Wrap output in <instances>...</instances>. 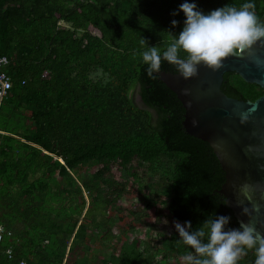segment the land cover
Instances as JSON below:
<instances>
[{
    "label": "trees",
    "instance_id": "1",
    "mask_svg": "<svg viewBox=\"0 0 264 264\" xmlns=\"http://www.w3.org/2000/svg\"><path fill=\"white\" fill-rule=\"evenodd\" d=\"M184 2L0 0V56L9 58L6 71L12 79L0 107V130L4 132L0 195L17 179L25 181L29 174L41 172V181L54 175L65 185L62 191H67L70 201L77 196L83 206L82 187L90 196L95 180L108 184L126 175L134 182L137 172L147 168L154 175L163 173L164 197L159 203L165 205L173 223L188 221L189 231L203 228L207 232L205 222L224 215L231 217L226 230L239 227L219 192L225 172L216 155L208 142L186 133L184 108L159 79L161 71L176 73L175 66L162 59L160 72L151 78L142 60V53L150 47L162 54L178 38L186 19L179 10ZM187 2L196 3L204 14L254 3L256 16L264 22V0ZM172 20L178 24L173 26ZM181 56L186 54L181 52ZM220 88L240 100L253 101L264 94V88L245 82L232 71L223 74ZM132 90L141 105L134 102ZM22 108L29 111L28 116L18 114ZM87 163L93 168L86 181L78 170ZM29 187L22 192L30 191ZM142 190H138L140 195ZM158 191L154 193L159 197ZM96 209L88 205L82 217L92 220ZM145 209L152 211L154 200ZM27 218L18 209L0 216V224L12 231L1 248H14L11 260L0 251V264H19L21 259L24 264H89L74 255L85 228L77 217L58 213L46 217L45 224L42 218ZM21 221L28 228L15 226ZM160 230H156L160 236L152 250L159 253L163 248L162 257L173 253L178 264H184L180 258L195 254L176 228L163 235ZM139 245V240L132 239L122 245L119 254L92 264H151L142 261L144 248L140 251ZM255 259V250H247L238 264H254Z\"/></svg>",
    "mask_w": 264,
    "mask_h": 264
},
{
    "label": "water",
    "instance_id": "2",
    "mask_svg": "<svg viewBox=\"0 0 264 264\" xmlns=\"http://www.w3.org/2000/svg\"><path fill=\"white\" fill-rule=\"evenodd\" d=\"M253 53L229 56L217 71L200 64L198 75L189 79L179 72L166 71L159 73V79L182 104L186 133L208 142L216 155L225 172L219 192L238 223H250L264 234V94L253 101L240 100L227 96L220 88L223 74L228 71L264 88V46L254 45ZM256 60L261 67H257ZM253 108L255 111H250ZM242 114L248 115L243 123ZM244 185L250 188V199L243 194ZM245 207L250 215L243 213Z\"/></svg>",
    "mask_w": 264,
    "mask_h": 264
},
{
    "label": "rangeland",
    "instance_id": "3",
    "mask_svg": "<svg viewBox=\"0 0 264 264\" xmlns=\"http://www.w3.org/2000/svg\"><path fill=\"white\" fill-rule=\"evenodd\" d=\"M61 24L68 26L67 23L61 22ZM134 92L135 90L131 92L134 102L141 105L138 94ZM19 111V113L16 112L19 115H29V111L25 108ZM92 168V163L81 165L78 176L87 181L91 176ZM162 174L160 172L154 175L152 171L145 168L137 172L134 182L126 175H123L119 181L108 184L95 180L94 188L89 190L90 196L85 190L86 187L81 188V194L85 200V204L81 206L77 196L70 201L67 191H62L65 185L54 175L41 181V172H36L29 174L25 181L17 179L13 184H9V189L0 195V216L10 210L18 209L22 211L25 218H31V221H35L37 217L43 220L48 216L54 218L58 213L77 217L78 222H83L85 228L74 255L76 258H84L89 264H92L94 260L119 254L122 245L132 239L140 241L138 247L140 251L144 248L142 261H148L151 264H178L173 253L162 257L163 248H159V253L155 252V249L152 250V246L156 244L160 236L156 234L158 228H161V235L175 230L174 223L166 214L165 205L159 203V199L164 197L161 192V185L164 182ZM150 176L153 178L149 181ZM43 182L47 185H37ZM27 184L32 187H29L30 191L23 193L22 190ZM139 188L141 190L144 188L142 195L138 193ZM154 190H160L159 197L155 196ZM153 200L154 209L147 211L145 204ZM91 204L97 207L91 213L92 220L89 217H82L86 207ZM16 223L17 228H28L25 222ZM43 223H46L45 220ZM71 242V239L67 240L68 245ZM148 246L149 250H146ZM179 262H183V259L180 258Z\"/></svg>",
    "mask_w": 264,
    "mask_h": 264
},
{
    "label": "clouds",
    "instance_id": "4",
    "mask_svg": "<svg viewBox=\"0 0 264 264\" xmlns=\"http://www.w3.org/2000/svg\"><path fill=\"white\" fill-rule=\"evenodd\" d=\"M254 3H244L239 8L234 6L220 7L208 14L197 10L196 3L185 0L179 6L186 17L184 27L176 38L161 54L152 46L142 53V60L148 67L147 74L155 78L161 70V61L174 65L183 78L189 79L198 75V65L203 64L212 71L223 67V61L229 56L242 57L246 52L253 56V46H264V22L255 14ZM176 15L177 12H173ZM178 24L177 20L171 21ZM141 43H145L142 39ZM181 52L186 56L182 57ZM261 67L259 60L255 61ZM255 111V109H250ZM248 119L242 114L241 122ZM249 186L244 185L243 194L250 199ZM227 203V202H226ZM259 211V206L255 205ZM243 213L250 215L247 207ZM231 217L220 215L207 220L203 228L189 231L191 223L184 225L174 222V226L183 243L195 253L187 254L184 264H238L247 254V250H255L254 264H264V234L256 230L250 223L241 222L238 228H227Z\"/></svg>",
    "mask_w": 264,
    "mask_h": 264
},
{
    "label": "built area",
    "instance_id": "5",
    "mask_svg": "<svg viewBox=\"0 0 264 264\" xmlns=\"http://www.w3.org/2000/svg\"><path fill=\"white\" fill-rule=\"evenodd\" d=\"M9 64V58L5 55L0 56V107L3 103V101L7 98L9 90L12 86V79L7 74L6 67ZM23 83V82H22ZM4 132L0 130V141H1V135ZM12 237V231L6 227L3 226V224H0V251L6 255V258L8 260H11L14 257V248L12 245H8L4 248H1V244L4 240V238H10ZM19 264H24V260L21 259L19 261Z\"/></svg>",
    "mask_w": 264,
    "mask_h": 264
}]
</instances>
